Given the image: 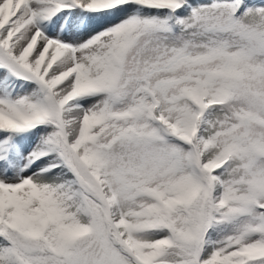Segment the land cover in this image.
<instances>
[{"label":"snow or ice","instance_id":"snow-or-ice-1","mask_svg":"<svg viewBox=\"0 0 264 264\" xmlns=\"http://www.w3.org/2000/svg\"><path fill=\"white\" fill-rule=\"evenodd\" d=\"M0 264H264V0H0Z\"/></svg>","mask_w":264,"mask_h":264}]
</instances>
